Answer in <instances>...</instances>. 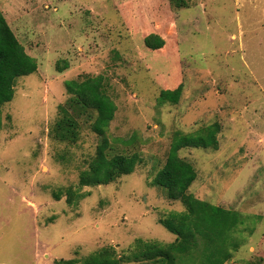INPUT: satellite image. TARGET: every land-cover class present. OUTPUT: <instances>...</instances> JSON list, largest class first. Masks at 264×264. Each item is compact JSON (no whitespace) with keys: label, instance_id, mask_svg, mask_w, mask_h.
Listing matches in <instances>:
<instances>
[{"label":"rangeland","instance_id":"obj_1","mask_svg":"<svg viewBox=\"0 0 264 264\" xmlns=\"http://www.w3.org/2000/svg\"><path fill=\"white\" fill-rule=\"evenodd\" d=\"M179 1L0 0L39 66L3 107L0 264H81L106 247L128 256L138 239L174 242L160 220L185 207L152 181L176 132L214 123L217 151L179 153L197 172L188 193L250 216L246 242L227 264H264V0ZM150 34L165 40L162 50L146 47ZM84 76H103L117 106L110 155L138 153L141 163L108 186L80 189L101 138L84 119L75 144L51 131L70 97L66 82ZM180 85L177 105L159 104L161 91ZM68 188L83 196L77 205L54 199Z\"/></svg>","mask_w":264,"mask_h":264},{"label":"trees","instance_id":"obj_2","mask_svg":"<svg viewBox=\"0 0 264 264\" xmlns=\"http://www.w3.org/2000/svg\"><path fill=\"white\" fill-rule=\"evenodd\" d=\"M180 6V1L175 0ZM145 45L152 51L165 47V40L150 34ZM38 62L30 56L20 43L5 17L0 13V132L3 129V107L15 98L18 79L37 73ZM69 64L65 62V69ZM62 73L64 70L57 66ZM70 96L64 106H59V119L51 131V136L63 143L75 144L80 137V120L89 124L90 130L101 138L96 155L88 164V169L79 176V188L108 186L118 179L132 175L141 157L138 153L110 155L111 144L107 134L115 119L117 106L107 93L103 76H84L65 84ZM183 86L175 90H163L159 104L177 105L182 96ZM219 123L203 128L197 134H174L169 154L161 171L154 177L152 186L166 191V197L173 202H181L183 212H171L160 220V224L176 239L169 244L157 241H135L133 252L119 255L115 248L98 250L81 264H227L245 244L244 230L250 216L213 205L196 198L188 191L197 179L193 165L180 158L183 149H219ZM122 143L125 141L120 140ZM125 144H129L125 142ZM66 195L69 205H77L83 198L79 191L68 188L53 194L56 201ZM260 219V218H259ZM253 231V230H252ZM251 231V233H252ZM63 264H80L78 260L61 261ZM251 264V263H247Z\"/></svg>","mask_w":264,"mask_h":264}]
</instances>
